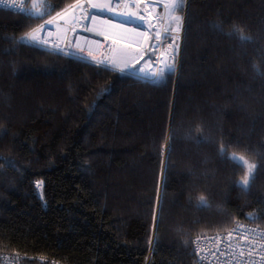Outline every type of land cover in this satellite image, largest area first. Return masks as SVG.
<instances>
[{
    "label": "trees",
    "instance_id": "obj_1",
    "mask_svg": "<svg viewBox=\"0 0 264 264\" xmlns=\"http://www.w3.org/2000/svg\"><path fill=\"white\" fill-rule=\"evenodd\" d=\"M75 1L38 0L43 18L0 8V251L194 264L196 235L264 227V0H188L161 83L18 43ZM233 152L255 165L247 187Z\"/></svg>",
    "mask_w": 264,
    "mask_h": 264
},
{
    "label": "built area",
    "instance_id": "obj_2",
    "mask_svg": "<svg viewBox=\"0 0 264 264\" xmlns=\"http://www.w3.org/2000/svg\"><path fill=\"white\" fill-rule=\"evenodd\" d=\"M171 2L76 0L31 28L24 37L34 35V44L40 49L51 52L63 49L65 56L109 69L115 64L114 71L119 73V68L125 65L142 67L143 73L132 76L161 83L162 77L172 74L176 78L178 75L185 33L187 4L178 18L175 11L165 8ZM26 3L27 0H4L0 8L20 12L18 7L11 5L25 7ZM101 19L114 23V32L105 31ZM126 35L129 38L124 37ZM167 65L173 70L168 71ZM161 70H164L162 77L148 75ZM192 248L194 264H264V227L236 220L225 230L196 235ZM25 260L26 256L21 253L0 251V264H65L44 258L34 263Z\"/></svg>",
    "mask_w": 264,
    "mask_h": 264
},
{
    "label": "snow or ice",
    "instance_id": "obj_3",
    "mask_svg": "<svg viewBox=\"0 0 264 264\" xmlns=\"http://www.w3.org/2000/svg\"><path fill=\"white\" fill-rule=\"evenodd\" d=\"M4 3V0H0V4H3ZM12 7L16 8L18 7L20 11H28V14L30 16H33L35 18H43V16L45 15V12L44 11H41V8H46L45 5L43 4H36L34 3L32 5V10H26L24 9L23 5H11ZM77 7H79V5H77ZM92 7H97L96 5H92ZM183 7V0H172V2L170 4H166L165 5V8L169 9L170 11H176L178 9H181ZM142 18V17H141ZM48 23H51V21H48ZM236 33L238 35V38L241 40V42H244L246 40H249L250 37H247L244 35L243 33V30L242 29H237L236 30ZM160 34L157 33V37H159ZM34 41H35V37L34 35H29L27 37H21L20 40L18 41V43H21V44H24V45H28V46H36L34 44ZM55 54L57 55H64V51L63 49H56V52ZM68 55H71V53L69 52ZM143 58V57H141ZM100 64H104L103 61H100L99 62ZM116 65L113 64V67L112 68H107L106 67V70H115L116 69ZM167 70L168 71H172V66L171 65H167L166 66ZM119 71L120 73L123 75V74H128V75H135L137 73H143L144 69L141 67V68H135V67H129L127 65H125V67L123 68H119ZM148 75H151V76H157V77H162L164 75V70H161L159 73H155V72H151V73H148ZM159 81L158 80H153V83H158ZM221 155H224L226 150L224 148H221ZM229 159H232L234 161H238L241 163V165L245 162L243 161H240V158L239 157H236V156H230ZM247 184V180L243 181L242 183L239 184L240 187L244 188ZM200 205L201 206H207L206 204V201H204L203 197H201V200H200Z\"/></svg>",
    "mask_w": 264,
    "mask_h": 264
},
{
    "label": "rangeland",
    "instance_id": "obj_4",
    "mask_svg": "<svg viewBox=\"0 0 264 264\" xmlns=\"http://www.w3.org/2000/svg\"><path fill=\"white\" fill-rule=\"evenodd\" d=\"M38 0H33L32 1V4H34L35 2H37ZM120 54H122V52H120ZM163 82L166 81L167 77H162L161 78ZM231 156H236V157H239L240 158V161H243L245 163H243V165L245 166L246 168V171H245V174H244V177L240 179V183H242L243 181L247 180V184L245 187L248 186L249 182H250V178H251V175H252V172L255 168V165L253 163H251L247 158H245L243 155H240L238 153H231Z\"/></svg>",
    "mask_w": 264,
    "mask_h": 264
},
{
    "label": "bare ground",
    "instance_id": "obj_5",
    "mask_svg": "<svg viewBox=\"0 0 264 264\" xmlns=\"http://www.w3.org/2000/svg\"><path fill=\"white\" fill-rule=\"evenodd\" d=\"M101 21L103 22V26H104V30L105 31H107V32H114V23H112V22H109V21H107V20H105V19H101ZM101 22V23H102ZM118 30V29H117ZM119 31V30H118ZM124 37H126V38H129V36H124ZM147 80V79H146ZM167 150H168V145H166L165 146V150H164V154L166 155V152H167Z\"/></svg>",
    "mask_w": 264,
    "mask_h": 264
},
{
    "label": "clouds",
    "instance_id": "obj_6",
    "mask_svg": "<svg viewBox=\"0 0 264 264\" xmlns=\"http://www.w3.org/2000/svg\"><path fill=\"white\" fill-rule=\"evenodd\" d=\"M237 29H241V27L239 25H233V31L236 32ZM254 69L259 73L260 69L258 67V65H253Z\"/></svg>",
    "mask_w": 264,
    "mask_h": 264
},
{
    "label": "water",
    "instance_id": "obj_7",
    "mask_svg": "<svg viewBox=\"0 0 264 264\" xmlns=\"http://www.w3.org/2000/svg\"><path fill=\"white\" fill-rule=\"evenodd\" d=\"M186 4H188V0H187ZM185 22H186V18H185ZM169 147H170V143L168 142V150H169ZM168 150H167V152H168Z\"/></svg>",
    "mask_w": 264,
    "mask_h": 264
}]
</instances>
